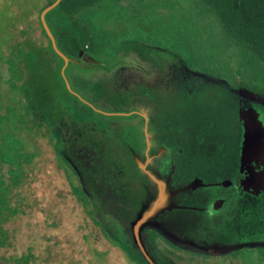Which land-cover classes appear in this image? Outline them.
<instances>
[{"label": "flooded vegetation", "instance_id": "obj_1", "mask_svg": "<svg viewBox=\"0 0 264 264\" xmlns=\"http://www.w3.org/2000/svg\"><path fill=\"white\" fill-rule=\"evenodd\" d=\"M51 1L38 12L44 43L4 50L0 33L2 93L4 79L10 77L2 73L5 55L16 48H39L48 57L42 62L46 76L36 80L35 74L27 75L32 82L29 97L17 87L10 93L12 112L18 113L15 130L30 155L24 178L37 153L28 149L22 131L48 141L78 205L128 264H150L135 241L132 223L156 200L159 207L138 230L154 264H264V86L235 69L225 67L215 74L190 64L177 45L170 50L122 32L144 27L145 13L133 9L137 0H121L129 22H123L121 12L118 20L113 13L102 21L103 29L123 39L99 56L95 45L80 43L70 28L91 17L95 32V0L84 8L88 12L77 11L71 19L64 12L67 20L60 27L49 26L50 10L46 12L56 46L68 58L65 64L40 20L42 8ZM153 48L172 51L165 60L171 59L174 66L168 67L172 74L165 80L141 53L135 56L141 49L147 57ZM181 60L179 76L174 72ZM231 63L238 67L241 61ZM19 77L12 79L20 82ZM190 83L192 92L196 85L217 86L231 98L238 122L236 141L223 138L218 127L194 133L187 147L179 143L180 113L173 104L178 99L192 107L186 100L192 93ZM165 124L178 133L176 140L163 131Z\"/></svg>", "mask_w": 264, "mask_h": 264}, {"label": "rangeland", "instance_id": "obj_2", "mask_svg": "<svg viewBox=\"0 0 264 264\" xmlns=\"http://www.w3.org/2000/svg\"><path fill=\"white\" fill-rule=\"evenodd\" d=\"M46 2L47 0H0L1 46L4 50L18 45L25 48L39 46L45 42L37 20L39 10ZM191 4V0H184L180 5L189 9ZM195 10V7L190 10L192 24L189 27L195 28L199 37L204 41L206 39L205 42L214 41L215 33L207 26L201 27L196 23V18L203 22L208 15L204 19L197 17ZM143 13L148 15L147 18L152 15L151 11L145 10ZM127 30L147 43L164 45L162 42L169 41L162 24L157 30L147 28L144 24V27L135 26L123 29L122 32ZM175 48L171 46L170 50ZM154 49V53H147V57L139 49L135 56L141 53L153 72L161 80H165L166 76L172 74L168 67L174 66L171 59L165 60L172 51ZM182 63L181 60L177 64L174 72L176 75L180 76L182 73ZM188 85L187 89L192 92V84ZM221 89L210 85H204L200 89L196 85V92L187 95L186 99L192 107L183 100H175L174 108L180 113V135L183 137L179 140L181 145L187 147L190 143L187 139L191 140L194 133L218 127L222 129L219 131L223 132V138L236 141L238 122L235 110L231 98ZM202 112L208 115L203 117ZM163 131H167L168 136L176 140L178 133H173L166 124L163 125ZM22 135L25 136L28 149L37 155L21 186L12 192L11 202L16 205L18 212L9 216L2 225L5 237L0 245V264H11V256L26 253L32 254L31 260L35 264H128L120 250L110 245L96 226L93 227L86 212L78 205L48 141L40 135L27 134L26 131H22Z\"/></svg>", "mask_w": 264, "mask_h": 264}, {"label": "trees", "instance_id": "obj_3", "mask_svg": "<svg viewBox=\"0 0 264 264\" xmlns=\"http://www.w3.org/2000/svg\"><path fill=\"white\" fill-rule=\"evenodd\" d=\"M183 1L137 0V6L133 9L139 14L145 10L151 11L152 15L147 18L145 14L142 22L154 30L162 24L163 29H166L165 37L169 40L162 43L170 47L179 46V51L188 63L215 74H221L225 67L228 70L235 69L243 76L256 77V84L264 86V0H191L193 4L189 9L180 5ZM93 4L94 0H61L48 13L47 21L52 22L49 26H63L67 20L64 12H69L68 18L71 19V15L77 11L88 12L84 8ZM192 7L196 8L197 17L204 19L208 15L203 22L196 18V23L201 27L207 26L215 33L214 41L205 42L206 39L204 41L199 37L195 28L189 27L192 24ZM125 11L121 0H95V12L99 15H95V32L91 29L93 19L90 17L84 23L74 22V28L70 27L71 33L79 37L80 43H89L91 47L95 45V55L99 56L103 50L116 46L123 39L119 33L114 35L107 28L103 29L102 21H107L113 13H116L118 20L117 13L121 12L123 22L127 23L130 18L125 15ZM135 20L138 22L140 18L137 16ZM118 24L123 25L121 22ZM48 47L49 52L56 55L50 44ZM5 56L1 62L2 73L10 77L4 79L3 93L0 91V112L3 107L6 109V112L0 113V245L5 237L3 223L18 212L16 205L11 202L12 192L23 183L25 169L30 163V155L15 130L18 113L12 112L10 93L17 87L16 90L23 97H29L32 82L27 75L35 74L36 80L46 76L47 71L44 72L42 62L48 60L39 48L27 51L16 48ZM236 59L241 61L238 67L231 63ZM16 76H20L16 79L20 82L12 79ZM31 257V253H26L9 259L11 264H35Z\"/></svg>", "mask_w": 264, "mask_h": 264}, {"label": "water", "instance_id": "obj_4", "mask_svg": "<svg viewBox=\"0 0 264 264\" xmlns=\"http://www.w3.org/2000/svg\"><path fill=\"white\" fill-rule=\"evenodd\" d=\"M61 0H53L51 2H49L47 5H45L41 12H40V20L42 23V26L45 30V32L47 33L48 37L50 38L51 41V45L53 47V49L56 51V53H58L65 61V64L68 60V58L58 49V47L56 46L53 34L51 33L46 21H45V13L48 12L49 10L53 9L54 7H56V5L60 2ZM159 207V205H157V200L153 201L152 203L148 204L147 206H145L144 208L141 209V211L139 212L137 218L134 220V222L132 223V227H133V232H134V236H135V241L139 247V249L141 250V252L144 254V256L146 257V259L150 262V264H154L153 260L151 259V257L149 256L148 252L146 251V249L143 247L140 238H139V234H138V230L142 225V222L149 217L150 213L154 210V208Z\"/></svg>", "mask_w": 264, "mask_h": 264}]
</instances>
